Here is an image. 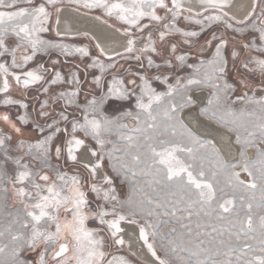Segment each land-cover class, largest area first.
<instances>
[{"label":"snow or ice","instance_id":"snow-or-ice-1","mask_svg":"<svg viewBox=\"0 0 264 264\" xmlns=\"http://www.w3.org/2000/svg\"><path fill=\"white\" fill-rule=\"evenodd\" d=\"M68 2L77 5V10L79 8L85 9L86 12L99 10L102 15L97 16V19L106 16L114 18L121 24L122 34L128 37L123 52L116 51L109 54L99 42L95 44L99 55L106 56L109 61H112L116 56L125 58L126 54L135 52L134 32L144 33L146 29L150 28L151 22L165 20V16L160 15L158 9L165 14H170L168 17L170 24H165L167 31L159 32L161 41L172 32L180 33L184 37L200 35L198 31L177 27L176 22L181 18L200 26L201 31L221 22L227 28L233 27L225 20L228 13L224 9L230 7L229 0H199L202 10H197L195 13L190 5H185V0H68ZM62 4L63 0H0V77L3 80L0 93L7 97L2 103L6 106L19 105L24 109L29 107L27 103L7 95L12 87L10 78L17 86L22 85L25 89L39 84L45 94L49 93L52 86L57 84L67 82L76 86L80 85L81 81L76 72L71 73V80L66 81L65 76L55 70L54 65L58 61H53L52 69L46 68L43 63L38 64L35 68L29 66V62L33 61L38 53L42 52L47 55L53 49L59 50L60 54L69 57L74 54H79L82 58L91 56L92 62L86 67H98L101 70V76H94L93 83L97 88H106V91L99 96V99L96 96H92L90 99L85 97L84 122L72 123L71 138L66 141L63 147L55 141L61 134L68 132L67 128L61 127L62 122L69 121V114L65 111L58 114V119L52 117L51 123L47 125L48 132L44 135V139L29 145L26 154L32 155L33 159L39 156L42 165L47 167H51L49 155L53 152L57 159L60 158L62 152H66V159L74 163L78 162L77 153L85 147L86 140L75 135L77 131L82 132L85 137L90 136L94 139L102 150L106 143L102 138V133L110 132L111 126L115 124V120L101 114L102 106L112 98L129 99L134 95V89L139 87L140 95L136 97V106L146 114V118L141 121L144 127L135 129L139 136L122 137L126 140L129 148L134 151L126 150L122 154V157H127V159H116L113 171L122 180L132 177L135 181V179L148 177L144 187L136 185L144 197L139 201L141 212L148 218H155V220L146 219L139 225V238L146 245L147 250L155 257L158 264H170L167 259H162L157 254V249L150 239L160 235L162 239L167 240L171 251L176 252L179 249L190 253L187 264H264V147L254 143L256 133L249 132L244 139V151L241 152L242 159L240 161L232 164H224L222 160L219 161L221 168L233 169L229 181L231 196L223 188L218 191L214 186L215 183H218L215 181V173H213L212 179H209L202 164L199 170H196L194 162L197 156L192 147H186L175 139L162 138L169 135L176 137L179 130L181 140H186L202 149L211 147L218 157V150L214 142L202 140L198 135L196 125L202 123L199 117L202 116L208 121L221 124L227 123L225 116L234 117L233 128H235L238 117L229 105L240 102L254 105L259 109L260 123L255 127L259 129L260 139L264 141V58L252 57L249 62L243 64V67L249 72L259 73V83L255 85L260 94L259 99L246 95L236 96L233 99L234 85L229 84L226 80L218 82L223 80L228 69V61L222 51L227 47V41L222 39L215 46V55L209 64L212 73L211 75L206 74L204 80L190 78L185 85H182L180 79H177L175 84H171L168 83L167 76H164L162 80L161 76L157 75L155 77L157 81L167 84V92L159 93L145 76L140 77V85H137L135 79L126 84L124 79L116 76L111 77L110 83H102L103 73L108 68H115V63H109L106 66L100 61L99 56L90 53L86 47L71 48L68 44L54 43L41 37V34L51 31L53 26L56 36L62 35L59 30L60 13L63 12ZM254 15L255 9L249 19ZM103 22L107 23V20ZM117 31H121V29H117ZM255 31L259 32L260 39L264 40V11L261 12L260 27L255 28ZM9 36L16 38L14 45L7 43ZM147 38L148 44L141 49V52L159 55L151 33L147 34ZM93 39L95 38L93 37ZM216 39L217 37L213 33L212 38L207 41L208 45L212 46V40ZM248 47L249 45L246 44L245 48ZM255 50L261 54V57H264V46ZM171 51L173 53L176 51L175 44H171ZM232 55L235 57L238 54L233 52ZM134 58L138 62L141 60L140 55H135ZM177 59L183 64L185 56L181 55ZM147 63L149 66L154 65L151 55L148 56ZM165 63L168 67H172L171 60H167ZM249 63L254 67L250 68ZM154 66L161 67L159 64ZM196 71L199 73L200 69ZM49 72H51V76L45 79ZM204 83L216 89L213 99L208 101L212 107L195 108L196 101L191 95H185L180 104L169 103L164 106L165 97H173L181 89L187 92L188 86H200ZM242 83L244 87H248L246 82L242 81ZM128 85L133 86L132 89ZM79 95V87H76L70 92H60L57 99L66 98V105L71 107ZM145 98H147L146 101ZM48 106L49 101L44 100L38 115L46 119L51 116L46 111ZM185 108H191L193 111L182 115ZM245 112L248 115H255V110L248 109H242L241 115ZM193 113L197 115L194 117ZM125 115L130 116L132 113L128 112ZM135 118L140 120L139 114ZM19 119L25 124L28 123L25 116H20ZM193 119H195L196 125L192 124ZM0 120L6 122L15 133L22 134L21 128L17 127L8 114L0 115ZM186 121L188 122L186 123ZM36 127L41 134L45 133L43 125L38 124ZM121 127L127 126L121 125ZM11 139L12 137L8 134L0 135V161L4 165L11 162L18 169H23L18 172L13 181L15 194L17 197L35 202L24 205L25 214L30 218L20 224L25 231L12 235L11 246L0 245V264H32L31 261L23 260L21 253L24 250L36 252L37 249L40 251L37 253L36 264H128L123 257H117L106 251L105 238L101 235L103 231L107 230L113 243L123 247L126 241L121 235L124 231L121 227L122 222L139 223L134 218L135 212L125 215L117 211L116 204L123 207L125 203L131 204L132 201L131 198L128 201L118 199L113 178L107 173L104 174L103 184L107 185L106 188L98 186L95 182L82 179L78 174L68 177L67 173L58 172L57 180L54 181L47 173L42 171L34 173L29 170L28 164L22 163L24 155L15 157L11 155L10 146L6 143ZM236 141L237 143L241 142L239 136L236 137ZM17 147L24 150V142L20 141ZM249 147L258 149V158L254 161H250L247 157ZM34 149L39 150L35 155L33 154ZM89 151L91 156L96 157V160L83 162L82 166L94 181L98 169L104 167L105 154L103 151L98 152L95 148ZM114 152L115 149H113ZM113 153L107 154L109 160L113 158ZM182 154H187L193 163L182 158ZM236 168L246 172L251 180L247 183L240 180V172L235 171ZM0 178H2V174H0ZM29 181L31 182L30 189L15 188L16 183L23 185ZM85 185L88 186V191L84 190ZM169 186L179 190L181 194L177 196L176 192L172 191L171 199L161 198L160 190ZM148 190L157 195L155 197L149 195ZM257 190H259L258 201ZM89 193L95 194L98 201H103L96 205L95 211L92 210ZM218 199L220 202H217ZM237 202H239V209L236 207ZM109 203L112 204L110 210L105 207ZM254 208L262 213L258 217V225L254 224ZM241 212L244 214L241 215ZM232 213H236V215L234 219L229 220L230 228L227 230L200 219L203 216L223 220L225 214ZM161 216L173 219L161 221ZM193 216L197 217L195 221L192 220ZM109 217L111 218L109 219ZM89 220L96 221L98 226L89 227ZM169 223H174L176 226L171 227L165 236L160 232V229ZM29 229L30 231H28ZM178 229L182 231H178ZM7 231L11 232V228H8ZM257 232L258 240L255 235ZM3 236L4 232H0V237ZM242 238L257 240V244L245 243L242 246H236ZM41 245H43L42 248Z\"/></svg>","mask_w":264,"mask_h":264},{"label":"rangeland","instance_id":"rangeland-1","mask_svg":"<svg viewBox=\"0 0 264 264\" xmlns=\"http://www.w3.org/2000/svg\"><path fill=\"white\" fill-rule=\"evenodd\" d=\"M61 7H72L77 9V5L69 3L68 0H63V4ZM78 10L93 14L97 16H101V12L99 10L93 11V12H86L85 9L79 8ZM264 11V0H260L259 4L257 6V10L255 12V15L251 17V19L246 24H239L236 22L231 21L230 19L225 17V20H227L228 23H231L233 25L232 28H227L223 22L221 23H215L211 27L206 28L204 31H201L200 26L195 25L193 23H189L188 21L184 19H179L176 22V26L180 27L184 30H195L200 32V35L198 37H184L180 33L172 32L171 34L166 35L165 39L163 41L159 38V32L160 31H167L165 28V24H170V21L168 17H170V14H165L162 10L158 9V12L160 15L165 16V20L162 22H151V26L149 29H146L144 32L145 39L147 38V34L151 33L152 39L155 41L156 47L159 51V55L155 53H146L141 52L140 50L135 51L131 55H125V58H116L112 61H109L107 58H103L99 55L98 51L90 41V38H83V39H65V38H59L56 36L54 32V26L51 31L48 33L41 34V37L46 40H51L54 43H64L68 44L70 47L74 46H82L86 47L90 53H92L95 56H99V59L102 63H104L106 66L109 63H115V68H108L107 71L103 73V80L102 83L111 82V77H107L110 73H115L117 75H114L118 78L124 79L125 83L127 84L130 80H137V85L141 84L140 77L145 76L149 79L151 85L153 88L156 89V91L159 92H167V84L162 83L161 81H157L155 77L157 75L161 76V79L163 80L164 76L168 77V83L175 84L177 79H180V82L182 85H185L187 83V80L190 78H196V79H205V75H211L212 69L209 66L210 61H212L214 55H215V46L219 42V40H225L227 41V47L224 48L223 54L225 55L227 61H228V69L227 72L223 78V80L218 82H223L226 80L229 84L234 85L235 91L232 93L233 99H235L236 96H247V97H256L257 99L260 98V94L255 87L259 83V73H253L249 72L243 67L244 63H247L250 61V58L252 57H258V58H264L261 57V54L256 51L255 49L258 47L264 46V40L260 39V33L255 31V28L260 27V20H261V12ZM215 14V13H213ZM187 15V13H185ZM103 19L107 20L108 22L113 23L114 25L122 28L121 24L117 22L114 18H108V17H102ZM156 26L159 28L158 32H151V27ZM213 33L216 35L217 39L212 40V46H210V49L208 52H203V46L208 45L207 41L212 38ZM134 34H142L139 31H135ZM87 37V36H86ZM143 40V39H141ZM188 41V42H185ZM16 42V38L13 36H9L7 43L10 45H14ZM171 44L176 45V51L173 53L171 51ZM249 45L248 48H245V45ZM233 52L237 53L238 55L233 57ZM140 55L141 60L138 62L134 56ZM151 55L154 65L159 64L161 65L160 68H156L154 65L149 66L147 63L148 56ZM185 56V61L183 64L177 59L179 56ZM61 57L66 58L67 60L75 61L79 66H81L84 70H81L78 68H71L69 65L65 64L61 59ZM167 60H171L172 67H168L165 63ZM53 61H58L54 65L55 70L63 73L65 76L66 81L71 80V73L76 72L79 75L80 78V85L76 86L75 84L70 83H61L57 84L55 86H52L49 93L45 94L41 86L39 84L29 86L27 89H25L22 85L17 86L14 82V80H11L12 88L10 92L7 94L13 99L21 100L23 103L28 104V108L24 109L20 107L19 105H4L2 101L7 98L4 95H0V115L8 114L12 121L17 125V127H20L22 130V134H17L14 132V130L11 129V127L4 121L0 120V135L8 134L12 137L11 141H6V143L10 146V154L15 156L18 155H24V160L22 163H27L29 170L32 172H38L42 171L44 173H47L52 180H57V173H67L68 177H71L73 175H79L82 179H87L89 182H95L98 184V186H101L103 188H106L107 185L103 184V181H98V178L95 177V180L93 181L90 177L88 171L82 166L83 168H74V169H65V165L61 159H57L55 157L54 152L50 153L49 155V164L51 167L43 166L41 163V160L39 159V156H37L36 159H33L32 155H27V147L32 144H36L39 140L44 139V135L47 134L48 129L44 125L47 124L45 121L46 118L41 117L38 115L41 104L44 100H48V97L51 98L52 102H55V108L54 110H58L59 113L61 111H65L64 109H68L73 111V116L78 117V112L82 113V117L84 116L85 112L84 109L86 107L85 105V97H88L89 99L92 97L89 95V93H93L95 95H101L102 94V88H97L96 85L93 83L94 76H101V70L97 68H88L86 67L87 64H90L92 62V57L82 58L79 55L74 54L73 56H64L60 54L59 50H51L48 52L47 55L41 53H38L37 56L34 58L33 61L29 62L30 67H37L38 64L43 63L46 67H53ZM188 65H191V67H188ZM249 67H254L253 64L249 63ZM197 69H200V72L197 73ZM50 75H46L45 79H48ZM107 80V81H106ZM243 82H246L248 84V87H244ZM36 88L38 90H30V88ZM76 87H79L82 89L81 95L75 98L73 101V104L71 107H68L64 101V104L60 103V99H57L58 94L61 92V89L63 92H70L74 90ZM130 89H132L133 86L128 85ZM189 90L185 92L184 90H178L173 97H165V100L163 102L164 106H166L169 103H176L180 104L183 102V98L185 95H191L195 93L196 91L207 89L210 91L209 100L213 99V94L216 92V89L207 86L206 83L201 84L200 86H188ZM140 95V88L136 87L134 89V95H132L129 99L121 101L122 99L115 100L114 104L109 106V115L112 113H116L118 111H125V113L131 112L132 115H128L126 118L130 117L135 118L138 114L144 120L146 118V114L141 112V110L136 106V97ZM36 96H39V99L41 102H36ZM32 98V99H28ZM80 98V102L79 99ZM66 99V98H65ZM64 99V100H65ZM147 98H145V101ZM49 101V100H48ZM79 105V107H77ZM235 112L236 117H238V120L236 121V127L233 128V120L234 117L225 116V120L227 121L226 124H221L215 121H212L213 123L217 124L223 129H226L228 131H231L237 136L240 137L241 142L239 143L243 149H244V139L248 136L249 132H255L256 136L254 138V143L259 146H264V141L260 139V133L259 129L255 127V125H258L260 123V112L258 108H255L254 105L250 104H244L237 102L235 104L229 105ZM207 107H212L208 104ZM186 109V108H185ZM242 109H248V110H255V115H248L246 112L241 115ZM46 111H48L51 116L55 113V111L50 108V105L47 107ZM108 113V112H107ZM20 116H25L28 120V123L25 124L23 121L19 119ZM162 120V117H160ZM138 128L144 127V125L141 124V121H139ZM43 125L45 128V133L41 134L37 130V125ZM62 128H71V123L68 121L67 123L62 122L61 124ZM231 129V130H230ZM132 134L125 133V136H139V133H137L135 130L132 131ZM162 138H169V139H175L177 142H181L186 147H192L194 149L195 155L197 156L196 161L194 162L196 164V170L198 171L201 164L203 165V169L206 172L209 179H212L213 173H215V181L218 183H215L214 186L219 191L221 188H223L229 196L232 195L230 191V173L233 171L231 168L223 169L219 166V161L222 160L224 164H232L226 162L227 160L222 158L221 155L218 153L217 155L213 152L211 147L207 149L199 148L196 145L191 144L190 142L186 140H181L179 135V130L177 131L176 137H171L170 135L168 137H162ZM59 140V139H58ZM20 141H23L25 144V149L21 150L17 147ZM256 150V156L255 157H249L247 154V157L250 161H254L258 158V149L254 147H249ZM248 148V149H249ZM109 151H113V148H108ZM134 151L133 149L129 148V145L127 144L125 140V151ZM115 151H121V148H116ZM39 150L34 149L33 154H37ZM119 158H125L122 157L121 154L113 155L114 162L116 159ZM182 158H184L187 162L193 163L191 158L187 154H182ZM224 159V160H223ZM242 159V157L239 158V160L235 161L238 162ZM108 155H104V172L107 173L109 176H111L114 180V187L116 188V194L118 196V199L121 201H128L129 198H131L132 203H125L123 207H121L119 204H116V209L118 212H122L125 215H129L130 213L135 212V219L139 222L136 225H140L144 223L146 219H153L155 218H148L146 217L140 210L139 201L144 199L143 195L139 191V189L136 187L138 184L140 187H144V185L147 183L148 177L135 179L132 177H129L127 180H122L120 176L116 174L113 170L110 169L111 165L109 163ZM233 162V163H235ZM23 169H18L14 164L11 162L7 165H4L2 161H0V174H2V178H0V232H4V236L0 237V245H9L11 246L12 235H15L21 231H25L21 228L20 224L23 221L30 220L29 217L26 216V209H25V203H34L35 201L26 200L22 197H17L14 191L13 181L15 180L16 175L19 171H22ZM235 171L240 172V180L245 181L246 183L251 180V177L248 176L246 172H243L240 168H236ZM40 183H44L43 181H38ZM59 183V181H57ZM25 187L26 190L31 188V182H26L25 184L21 185L19 183L15 184V188ZM6 189V191H5ZM85 191H88V186L85 185L84 188ZM172 191L176 192V195L179 196L181 193L179 190L172 188L171 186L165 187L162 190H160V196L161 198H169L171 199L170 193ZM148 194L155 197L157 194L152 193L150 190H148ZM257 201L259 200V190H257ZM222 199V198H221ZM89 200L92 205V210H96V205L98 203H103V201H98L95 198V194L89 193ZM23 201V202H22ZM217 202H220L218 199ZM115 203V202H113ZM105 207H107L109 210L112 207V204H106ZM237 209H239V202H237L236 205ZM241 215L244 213L241 212ZM262 214L258 210L254 208L253 216H254V224L258 225V217ZM236 213L232 214H225V218L223 220H217L215 217H200V219L207 223L216 224L218 228L227 230L230 228L229 220L234 219ZM111 217H109L110 219ZM164 219L172 220V217H160V220L163 221ZM197 219L196 216L192 217V220L195 221ZM127 222V221H125ZM43 224V222H42ZM89 227H97L98 223L94 220L88 221ZM176 225L174 223H169L164 225L160 232L163 235H167L169 229L171 227H175ZM193 227H195V224H193ZM11 228V232H8L7 229ZM30 231V229L28 230ZM178 231H182L178 229ZM102 236L105 238L106 242V251L116 255L117 257H123L128 264H144L140 261H137L134 257L129 255L124 246L121 247L119 245H116L113 243V240L109 236V232L107 230L103 231L101 233ZM227 235V234H226ZM225 235V238H226ZM257 236V240L259 239L258 232L255 234ZM152 242L154 243L157 254L162 259H167L170 264H187V261L190 258V253L180 251L179 249L176 252L171 251L170 246L167 243V240L162 239L160 235H157L156 237L150 238ZM257 240L252 239H246L242 238L241 241L236 246H242L245 243L257 244ZM43 245H41V248ZM40 251V249H37L36 252L24 250L21 253V258L25 261H31L32 264H36V261L38 259L37 253ZM258 254V253H257ZM181 257H183V260H181Z\"/></svg>","mask_w":264,"mask_h":264},{"label":"bare ground","instance_id":"bare-ground-1","mask_svg":"<svg viewBox=\"0 0 264 264\" xmlns=\"http://www.w3.org/2000/svg\"><path fill=\"white\" fill-rule=\"evenodd\" d=\"M259 1L260 0H229L230 7L225 8L224 11L229 13L232 19L228 17L226 18L236 23L240 22L239 24H246L251 19V18L249 19V17L253 9H255L256 12ZM185 5L186 6L190 5L192 9L196 11L202 10L200 9L199 0H185ZM94 16L97 15L84 13L77 9L64 8L63 12L60 13L61 22L59 25V30L61 31L62 35L59 38H65V39H80L84 37L88 38L86 36H77V33L88 32L95 38L94 41L96 43L99 42L104 47L105 51L108 52L109 54H113L116 51L123 52L127 44L128 37L122 34V28L108 21L107 24H105L104 22L100 21ZM117 29H121V31H117ZM151 30H152L151 32L156 33L159 31V28L156 26H152ZM54 32H55V27H54ZM134 38L136 39L135 51L137 50L141 51V49L148 44V39H145L144 33L134 34ZM90 41L95 46L93 40L90 39ZM207 48L205 45L203 51L204 49ZM126 55H131V54H126ZM102 57L107 58L106 56H102ZM116 58H120V57L119 56L114 57V59ZM209 96H210V91L207 89H202L193 93L192 97L196 101L194 107L197 109L202 106L207 107ZM192 111L193 109L186 108L184 109L182 115ZM196 115H197L196 113H193L194 117ZM199 120L202 122L199 125H196L195 119L192 120V124L196 125V127L198 128V135L200 136V138L202 140H209L214 142L215 147L218 150V153L221 155L222 158L227 160L226 162L233 163L239 160V158L241 157V152L244 151V149L236 141L237 134L221 128L212 121H208L205 117L201 116L199 117ZM130 122L132 125H135L137 124L138 120L136 118H131ZM187 122L188 121H186V123ZM260 147H264V146H260ZM247 154L249 155V157H255L256 150L249 148L247 149ZM89 159H90V154H89ZM89 162H93V161L89 160ZM102 175H103L102 169H98L96 176L99 178ZM121 227L124 229L122 235L124 240L126 241L124 248H126L127 245L128 248L141 260L144 261L146 260L148 262H151L152 264H158V261H156L155 257L151 255V253L147 250L146 245H144L143 241L139 238V226L136 224H129L125 222L121 224ZM132 257L134 256L132 255ZM140 262L147 264L143 261Z\"/></svg>","mask_w":264,"mask_h":264},{"label":"crops","instance_id":"crops-1","mask_svg":"<svg viewBox=\"0 0 264 264\" xmlns=\"http://www.w3.org/2000/svg\"><path fill=\"white\" fill-rule=\"evenodd\" d=\"M115 100H116L115 98L109 99L102 106L101 114L109 117L110 119L115 120V124L111 126L112 130L110 132L105 131L102 133V138L106 141L102 150L100 148V145L97 144V142L94 139H92L90 136L85 137L84 134L80 131H77L75 133V135H77L79 138H83L86 140L85 147L80 149L79 152H87L88 154H90V157H91L90 159L93 162L96 160V157L91 156V153L89 151L90 149L95 148L98 152L103 151L104 154H108V153H113V151H109L108 148H113V149L121 148V151H115L113 153V155H117V154L122 155L125 152V140L122 139V137L125 136V133H127V134L133 133L132 131H129L126 127H121V125H125L122 121L125 120V117L128 116V115H125V111H118L116 113H112L109 115V113H107V110L103 109L104 106L108 107V109H109L110 104L112 106L114 104ZM117 100H119V99H117ZM121 101H124V100H121ZM89 118H91V116H89ZM139 121H142L141 117H140ZM73 122L83 123L84 122L83 117L80 119L71 121V128L70 129L67 128L68 132L61 134L59 137V140L55 141V143H59L61 147H63L64 144L66 143V141L71 138L72 123ZM49 123H51V122H49ZM49 123L45 124L44 126L47 127V125ZM59 159H61L63 161V163L65 165V167H64L65 169L83 168L80 166L82 163L80 158H78V162L74 163L71 160L66 159V152H62ZM109 161H110L109 163L111 165L110 169L113 170V165L115 162H114L113 158ZM104 167L102 168L103 175L100 176L99 178L96 176L98 178V181H103V177L105 174V172H104L105 168Z\"/></svg>","mask_w":264,"mask_h":264},{"label":"flooded vegetation","instance_id":"flooded-vegetation-1","mask_svg":"<svg viewBox=\"0 0 264 264\" xmlns=\"http://www.w3.org/2000/svg\"><path fill=\"white\" fill-rule=\"evenodd\" d=\"M80 39H83V38H80ZM93 44V43H92ZM94 45V44H93ZM76 47H82V46H74V47H71V48H76ZM95 47V46H94ZM205 47V45L203 46V48ZM208 47V48H207ZM206 48L207 49H204V53H206V52H208L209 51V49H210V46L209 45H206ZM97 50V49H96ZM76 55H79V54H76ZM61 59L63 60V62H64V66H65V64H67V65H69L71 68H78V70L79 69H81V70H84L81 66H79L75 61H72V60H67L66 58H63V57H61ZM46 67V66H45ZM46 68H48V69H52L53 67H51V66H49V67H46ZM51 74V72H49L48 73V75H50ZM62 75H63V73H61ZM114 75H117V74H115V73H110V74H108V76L107 77H112V76H114ZM107 81V80H106ZM10 83H11V81H10ZM12 88V87H11ZM30 90H38V89H36V88H30ZM79 90H80V95H81V91H82V89L81 88H79ZM106 91V88H102V93L103 92H105ZM10 92V91H9ZM61 92H63L62 91V89H61ZM4 95V94H3ZM89 95H91V96H96L97 97V99H99V96L100 95H95V94H93V93H89ZM29 100L30 99H32V98H28ZM36 102H41L40 101V99H39V96H36ZM65 98H61L60 99V103L61 104H63V105H65L64 104V100ZM79 99V102H80V98H78ZM48 100H49V105H50V108H52V110L53 111H55V113L52 115V116H49L45 121L47 122V123H49V122H51V120H52V117H56L57 119L59 118V111L57 110H54V108H55V102L57 103V101H55V102H52V100H51V98H49L48 97ZM103 109H106V110H108V107H106V106H104L103 107ZM65 110V112L66 113H68L69 114V122L71 123V121H73V120H77V119H80V118H82V113L81 112H78L77 114H78V117H75V116H73V111H71V110H68V109H64ZM108 113H109V111H107ZM77 156H78V158H80L81 159V161L82 162H89V160H91V159H89V154L87 153V152H78L77 153ZM91 158V157H90ZM89 159V160H88ZM122 223H125V222H122ZM123 233H121V235H122ZM123 236V235H122Z\"/></svg>","mask_w":264,"mask_h":264},{"label":"water","instance_id":"water-1","mask_svg":"<svg viewBox=\"0 0 264 264\" xmlns=\"http://www.w3.org/2000/svg\"><path fill=\"white\" fill-rule=\"evenodd\" d=\"M63 9L64 8H66V7H62ZM69 9H75V8H72V7H68ZM193 10V13H195L196 12V10H194V9H192ZM226 12V11H225ZM94 17H96L97 18V16H94ZM228 18H230V19H232V17L229 15V13H228V16H227ZM100 21H104V19H99ZM105 24H107V23H105ZM77 36H87V37H89L91 40H93V42L96 44V42L94 41V39H93V36L90 34V33H88V32H80V33H77ZM67 37V36H66ZM2 83H3V80H2V77H0V86H2ZM2 93H0V95H1ZM125 250H126V252L129 254V255H133L134 256V258L137 260V261H143V262H145V263H147V264H152L151 262H148V261H144V260H141L139 257H137L129 248H128V246L126 245V248H125Z\"/></svg>","mask_w":264,"mask_h":264},{"label":"built area","instance_id":"built-area-1","mask_svg":"<svg viewBox=\"0 0 264 264\" xmlns=\"http://www.w3.org/2000/svg\"><path fill=\"white\" fill-rule=\"evenodd\" d=\"M127 127V129L129 131H134L135 129L138 128V125H139V122H137V124L135 125H132L131 122H130V117L126 118L125 120L122 121Z\"/></svg>","mask_w":264,"mask_h":264}]
</instances>
